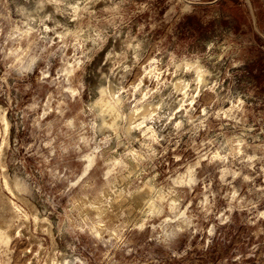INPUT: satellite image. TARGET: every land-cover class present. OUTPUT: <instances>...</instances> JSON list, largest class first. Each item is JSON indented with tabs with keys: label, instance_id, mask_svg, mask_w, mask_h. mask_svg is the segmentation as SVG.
Wrapping results in <instances>:
<instances>
[{
	"label": "clouds",
	"instance_id": "1",
	"mask_svg": "<svg viewBox=\"0 0 264 264\" xmlns=\"http://www.w3.org/2000/svg\"><path fill=\"white\" fill-rule=\"evenodd\" d=\"M0 264H264V0H0Z\"/></svg>",
	"mask_w": 264,
	"mask_h": 264
},
{
	"label": "rangeland",
	"instance_id": "2",
	"mask_svg": "<svg viewBox=\"0 0 264 264\" xmlns=\"http://www.w3.org/2000/svg\"><path fill=\"white\" fill-rule=\"evenodd\" d=\"M189 24H196L197 27H199L198 22H196L194 19L190 18L188 21Z\"/></svg>",
	"mask_w": 264,
	"mask_h": 264
},
{
	"label": "trees",
	"instance_id": "3",
	"mask_svg": "<svg viewBox=\"0 0 264 264\" xmlns=\"http://www.w3.org/2000/svg\"><path fill=\"white\" fill-rule=\"evenodd\" d=\"M192 19H194V18H192Z\"/></svg>",
	"mask_w": 264,
	"mask_h": 264
}]
</instances>
